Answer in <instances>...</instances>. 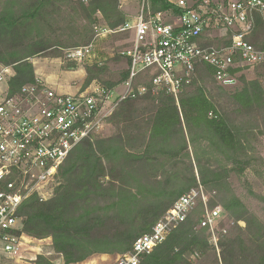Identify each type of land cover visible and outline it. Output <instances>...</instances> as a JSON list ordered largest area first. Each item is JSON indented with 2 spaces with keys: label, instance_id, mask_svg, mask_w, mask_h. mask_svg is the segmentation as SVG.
I'll use <instances>...</instances> for the list:
<instances>
[{
  "label": "trees",
  "instance_id": "obj_1",
  "mask_svg": "<svg viewBox=\"0 0 264 264\" xmlns=\"http://www.w3.org/2000/svg\"><path fill=\"white\" fill-rule=\"evenodd\" d=\"M151 6L182 12L170 0H151ZM128 19L120 0H0V65L14 71L6 84L9 94L35 82L34 57L61 58L91 43L96 24L116 28ZM232 34L227 30L218 38L209 31L200 42L226 47ZM248 40L264 49L262 12L254 15ZM65 67L77 64L69 60ZM84 69L83 90L99 82L108 92L129 77L127 68L113 78L104 63H86ZM241 71H235L240 85L230 89L216 79L212 65L199 62L177 101L172 94L154 93L155 73L142 70L134 86L147 91L122 100L107 118L114 133L77 144L58 170L52 196L32 195L21 204L17 233L50 238L56 256L40 255L38 264L124 254L199 183L210 194L209 205H220L233 221L219 236V251L208 228L199 225L200 203L139 264H264V220L233 182L237 178L249 197L264 203L248 177L264 183V63L254 66L252 79Z\"/></svg>",
  "mask_w": 264,
  "mask_h": 264
},
{
  "label": "built area",
  "instance_id": "obj_2",
  "mask_svg": "<svg viewBox=\"0 0 264 264\" xmlns=\"http://www.w3.org/2000/svg\"><path fill=\"white\" fill-rule=\"evenodd\" d=\"M125 1L130 0H120ZM170 2L182 12L175 15L172 10L154 11L151 0H138V11L131 19L116 28L96 24L91 43L66 51L69 60L82 62L94 53L99 38L130 33V46L121 52L129 58V77L116 97L115 89L106 92L102 87L58 92L40 77L9 94L6 84L14 71L11 66L0 65V264H38L40 255L49 254L31 244L42 240L17 233L23 224L17 214L21 204L32 195L41 200L51 197L58 170L75 146L94 138L122 100L147 91L146 86H134L142 70L152 69L155 73L154 93L163 91L178 101L192 82L199 62L212 65L216 79L226 86L237 82L236 70L244 72L248 66L264 63V49L248 40L255 13L264 11V0ZM217 30L224 34L232 31L229 46L201 44L209 31ZM209 200L210 194L199 183L176 200L114 264H139L200 203L204 215L199 225L208 228L219 251V236L228 233L233 221L220 205L210 206Z\"/></svg>",
  "mask_w": 264,
  "mask_h": 264
},
{
  "label": "rangeland",
  "instance_id": "obj_3",
  "mask_svg": "<svg viewBox=\"0 0 264 264\" xmlns=\"http://www.w3.org/2000/svg\"><path fill=\"white\" fill-rule=\"evenodd\" d=\"M122 9L128 14V17L131 19L134 15H136L138 11V0H130L121 2ZM98 24H102L101 22ZM216 37L223 36L224 32L222 31H214L212 32ZM132 35L129 34H115L110 35L108 37H102L95 41L94 53L91 54V57L83 60L82 62H76V68H66L65 64L69 62V59L65 55L61 58H51V57H41L36 56L32 59L34 64L35 73L37 77H40L51 84V86L57 90L58 92L68 93V92H76V91H85V90H93L97 87H102L99 82H93L86 89H82V85L85 79V69L84 64L86 63H99V64H107L109 68V74L115 79L120 77V72L128 68V63L125 58L121 54V52L127 49L130 46V40ZM254 67L248 66L243 69L246 77L250 76V70ZM240 83L236 82L231 86H227L230 89L238 87ZM113 97H116L119 92H122L124 89V85L121 84L114 88ZM115 131V125L112 122H108L105 120L102 128L96 134V137H108L112 135ZM261 152L264 156V136L262 137V145ZM249 182L253 185L254 190L264 195V183L263 179L255 177L253 174H249ZM234 185L238 191V193L242 196L248 207L256 212L262 219L264 220V203L257 201L254 198L248 196L247 192L244 190L242 184L237 178L233 179ZM243 224V223H241ZM233 224L231 223L229 229ZM35 246H39L43 249V253H49L55 258V254L51 248V239L47 238L42 240L41 242L33 241L31 243ZM48 254V255H49ZM122 254H95L83 262L76 264H114L118 257ZM61 259H58V261ZM57 261V263H58Z\"/></svg>",
  "mask_w": 264,
  "mask_h": 264
},
{
  "label": "crops",
  "instance_id": "obj_4",
  "mask_svg": "<svg viewBox=\"0 0 264 264\" xmlns=\"http://www.w3.org/2000/svg\"><path fill=\"white\" fill-rule=\"evenodd\" d=\"M262 15H263V17H264V11L262 12ZM250 71H251V72H250V76L248 77V79H252V78H254V72H253V69H251Z\"/></svg>",
  "mask_w": 264,
  "mask_h": 264
},
{
  "label": "water",
  "instance_id": "obj_5",
  "mask_svg": "<svg viewBox=\"0 0 264 264\" xmlns=\"http://www.w3.org/2000/svg\"><path fill=\"white\" fill-rule=\"evenodd\" d=\"M61 263H62V260H59V261H58V264H61Z\"/></svg>",
  "mask_w": 264,
  "mask_h": 264
}]
</instances>
